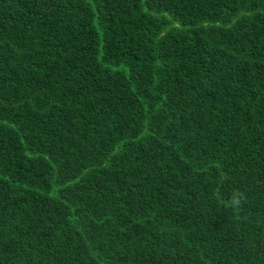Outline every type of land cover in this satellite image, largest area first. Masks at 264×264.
<instances>
[{
  "label": "trees",
  "instance_id": "obj_1",
  "mask_svg": "<svg viewBox=\"0 0 264 264\" xmlns=\"http://www.w3.org/2000/svg\"><path fill=\"white\" fill-rule=\"evenodd\" d=\"M0 264H264V0H0Z\"/></svg>",
  "mask_w": 264,
  "mask_h": 264
},
{
  "label": "clouds",
  "instance_id": "obj_2",
  "mask_svg": "<svg viewBox=\"0 0 264 264\" xmlns=\"http://www.w3.org/2000/svg\"><path fill=\"white\" fill-rule=\"evenodd\" d=\"M242 196L243 193H241L239 190L233 191L231 199L228 202L229 206L233 209H238L242 203Z\"/></svg>",
  "mask_w": 264,
  "mask_h": 264
}]
</instances>
